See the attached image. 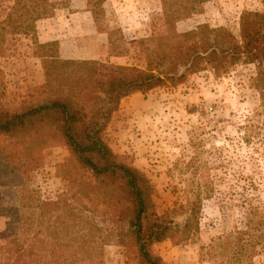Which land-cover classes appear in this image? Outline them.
Here are the masks:
<instances>
[{
	"label": "rangeland",
	"instance_id": "obj_1",
	"mask_svg": "<svg viewBox=\"0 0 264 264\" xmlns=\"http://www.w3.org/2000/svg\"><path fill=\"white\" fill-rule=\"evenodd\" d=\"M14 1L0 0V97L8 110L67 92L76 78L75 62L92 63L100 78L115 65L142 68L143 58L130 42L149 35L150 22L160 11L159 0H104L92 16L86 0H73V8L68 7L69 0L67 7L55 8L52 15L86 10L95 33L90 26L72 30V45L86 48L85 56L65 58L57 40L49 50L39 46L52 41L41 37L46 30L43 23L52 15L34 20L31 31L30 24L25 26L27 20L13 23L14 15L9 16ZM260 9V0H203L199 11L174 26L183 32L205 23L236 34L240 12ZM46 51H55V56L47 57ZM254 74L250 63L237 64L218 77L202 70L176 86L123 97L110 115L105 132L111 150L127 155L153 183L159 212L175 209L173 220L182 223L188 216V202L200 199L197 228L190 239L155 245L165 264H264V248L248 259L236 255L239 262H235L223 242L233 228H242L249 206L264 217V98L250 85ZM34 137L39 146L33 153V169L17 181L22 189L36 190L41 200H55L63 194L71 206L94 207L97 224L89 258L74 264H135L131 243L124 240L120 246L114 241L116 235L125 233V219L105 218V207L89 191L93 184L89 172L78 166L54 131L43 130ZM11 142L0 136L2 148ZM2 180L6 184L8 178ZM80 188L85 195H80ZM16 196L12 187L0 186V209L22 204ZM20 222L27 223L24 217ZM31 231L24 230L22 237L29 238ZM39 237L45 239L44 234ZM9 239L0 215V251Z\"/></svg>",
	"mask_w": 264,
	"mask_h": 264
},
{
	"label": "trees",
	"instance_id": "obj_2",
	"mask_svg": "<svg viewBox=\"0 0 264 264\" xmlns=\"http://www.w3.org/2000/svg\"><path fill=\"white\" fill-rule=\"evenodd\" d=\"M103 1L86 0L92 16ZM201 1L159 0L160 11L150 22L149 35L130 42L143 58L142 68L115 65L106 77L100 78L92 63L79 61L72 70L75 80L61 95L12 110L3 106L0 97V136L12 140L9 145L0 146V186L12 187L16 199L22 202L0 209L10 235L8 245L0 251V264H74L89 258L97 224L94 207L82 203L71 206L63 194L55 200H41L36 190H24L17 183L22 174L33 169V153L39 146L34 136L43 130L57 133L78 166L89 172L93 179L89 191L105 207V218L125 219L126 231L123 236L116 235L114 241L120 246L126 240L131 243L135 264H165L155 245L162 241L175 245L190 239L197 228L200 199L188 202V216L182 223L173 220L175 209L159 212L153 201V183L127 155L111 150L105 130L123 97L176 86L202 70L218 77L237 64H253L255 74L250 85L264 98V0H260L259 11L240 12L236 34L205 23L177 32L175 23L199 11ZM68 2L15 0L9 16L14 15L13 23L27 20L25 26L30 24L32 31L34 20L51 16L55 8L67 7ZM13 23L11 26L16 29ZM51 45L56 46L57 42L52 40L39 46L49 50ZM44 55L54 57L55 51H46ZM3 177L8 178L6 184ZM78 191L80 195L86 193L81 188ZM23 217L26 224L20 222ZM30 229L31 236L22 237L24 230L28 233ZM39 234H44L45 239ZM223 242L235 262H239L236 255L248 259L264 248V217L255 206H249L242 228H233Z\"/></svg>",
	"mask_w": 264,
	"mask_h": 264
},
{
	"label": "crops",
	"instance_id": "obj_3",
	"mask_svg": "<svg viewBox=\"0 0 264 264\" xmlns=\"http://www.w3.org/2000/svg\"><path fill=\"white\" fill-rule=\"evenodd\" d=\"M68 7H74L73 0H70ZM78 8H82V6H79ZM43 24L45 25L46 30L41 31V37L44 35V40H57L58 48H60V54L62 56L65 58H78L85 56L84 50H86V48H78L72 45L74 42L72 30L84 31V29H87L90 26L91 32L95 33L93 21L88 11L83 9L74 12L72 11L71 13H64L63 11H60V13H55L51 17L47 18L46 22ZM62 31L63 33H61ZM137 96L138 94L132 93L126 97L129 98Z\"/></svg>",
	"mask_w": 264,
	"mask_h": 264
}]
</instances>
